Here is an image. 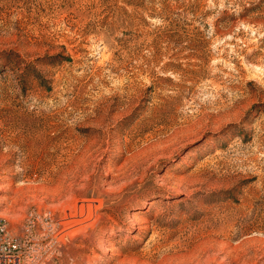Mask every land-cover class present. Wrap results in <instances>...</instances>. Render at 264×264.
<instances>
[{
    "label": "rangeland",
    "instance_id": "374dc122",
    "mask_svg": "<svg viewBox=\"0 0 264 264\" xmlns=\"http://www.w3.org/2000/svg\"><path fill=\"white\" fill-rule=\"evenodd\" d=\"M31 209L47 264H264V0H0V215Z\"/></svg>",
    "mask_w": 264,
    "mask_h": 264
},
{
    "label": "built area",
    "instance_id": "2783aa9c",
    "mask_svg": "<svg viewBox=\"0 0 264 264\" xmlns=\"http://www.w3.org/2000/svg\"><path fill=\"white\" fill-rule=\"evenodd\" d=\"M56 223L49 213L29 210L15 231L0 215V264H47L61 255L60 240L56 238ZM49 239L52 250L44 256L41 242Z\"/></svg>",
    "mask_w": 264,
    "mask_h": 264
}]
</instances>
